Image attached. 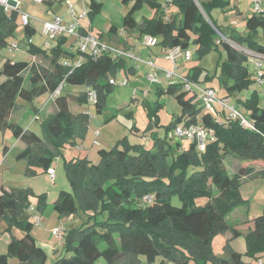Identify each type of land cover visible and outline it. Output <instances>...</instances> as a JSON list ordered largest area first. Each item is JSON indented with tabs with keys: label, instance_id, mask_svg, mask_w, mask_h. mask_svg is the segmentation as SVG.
I'll list each match as a JSON object with an SVG mask.
<instances>
[{
	"label": "trees",
	"instance_id": "trees-1",
	"mask_svg": "<svg viewBox=\"0 0 264 264\" xmlns=\"http://www.w3.org/2000/svg\"><path fill=\"white\" fill-rule=\"evenodd\" d=\"M123 2L131 4L123 18V27L160 37L158 45L172 49L177 46L188 48L194 43L198 45L196 54L199 58L221 45L225 57L219 67L227 88L223 97L231 99L235 91H243L253 85L255 80L249 71L247 53L234 47L224 37L217 36L213 28L223 31L213 11L217 8L224 10L232 0H172L179 11L169 20H165L160 0ZM144 3L154 8L156 15L144 16L138 22L134 14ZM101 8L102 2L90 0L89 17ZM179 14L182 15L181 21L177 18ZM17 18V11L8 15L0 5V46L7 43V35H14L15 29L21 26ZM245 24L246 29L240 31L228 23L230 31L223 34L250 50L264 53V16L251 13L245 17ZM24 29L29 37L36 33L33 25L24 26ZM88 30L93 31L92 26L82 29L84 33ZM117 31L116 25L109 29L110 34ZM193 33L196 37L192 40ZM68 38L67 35L60 36L58 43L48 50L30 43L28 52L40 54L42 59L39 61L7 59L0 66V132L9 129L26 143V148L18 153V159H27L29 165L40 164L46 171L51 167L53 158L61 153L60 146L64 142L85 134L87 127L84 119L91 115L84 112L75 117L72 114L67 95L62 94L63 86L54 98L58 110L43 119V137L11 119V114L18 107L17 100L32 101L43 93L50 96L64 82L83 83L97 90L96 109L101 113L107 108V94L115 87L110 82V74L115 75L120 69L129 72L133 68L127 65V58L104 53L96 59L88 55L79 67L70 72V68L62 63L63 57H73L77 52L74 54L64 49L63 44ZM203 71L201 66H193L186 75L201 83ZM26 73H29L28 86ZM210 77L205 75L206 80ZM166 89L175 94L182 109L168 129L185 117L187 124L203 122L213 130L207 149L199 152L195 143L190 142L188 148L181 150L179 141L171 145L166 138L158 136L153 148L149 149L142 144H132L124 137L111 148L99 150L102 157L100 166L91 165L87 157L65 159L67 176L74 191L61 190L52 203L53 209L62 217L79 212L81 207L95 211L102 208V213L107 212V216L98 219L94 215L93 222L88 226L70 228L66 246L73 254L60 257L58 264H95L100 255L106 258L108 264H142V255L149 264H188L190 260L198 264H247L242 259V253L228 245L225 256H216L213 239L227 230L239 236L242 225L248 222L252 227L245 234L246 254L258 259L259 254L264 252V206L262 213L252 222L241 221L243 224L239 226V223L232 224L228 220V215L235 208L248 206L241 195L240 181L242 177L253 174L254 168L244 162H264V107L257 90L251 97L237 95L234 100L240 109L246 107V114L255 121L258 130H251L227 117L223 110H220V117L206 110L198 118L203 107L196 95L185 90L181 82L168 85ZM80 100L87 103L86 92ZM152 110L156 112V109ZM115 116V112L106 115L105 121ZM150 124L151 121L148 126ZM120 145L122 149L118 148ZM230 154L243 163L234 176L223 164ZM193 165L198 169L191 171ZM28 171L34 172L31 167ZM255 176L264 178V168ZM30 191L31 188L0 189V222H6L7 231L14 226L24 231L22 237L10 240L7 252L0 254V264H10V256H17L19 264L47 263L46 250L32 234L35 222L27 211ZM174 194L183 199L181 206L172 203ZM206 194L210 196L206 206L195 204L196 197ZM145 195H152V201H145ZM47 205L46 195H40L36 210L44 212Z\"/></svg>",
	"mask_w": 264,
	"mask_h": 264
},
{
	"label": "rangeland",
	"instance_id": "rangeland-1",
	"mask_svg": "<svg viewBox=\"0 0 264 264\" xmlns=\"http://www.w3.org/2000/svg\"><path fill=\"white\" fill-rule=\"evenodd\" d=\"M19 1V8L21 11H24L32 16H35L38 18V20H35V24L37 26V31L35 34L31 35L29 37L23 26L21 25L19 29H15L14 35H7V43L0 46V66L4 64V62L7 59L17 61V60H30L34 61L37 59V61L42 59V56L39 54L36 56H31L27 52V43L30 45V43H35L38 41L42 35L47 39L46 35L42 34L43 24L45 20H50L54 18L55 14H64L66 13L67 8V2L63 3H55L52 7L49 6L47 2H39L37 0H18ZM76 4V9L78 11H82L83 4L80 0V2L73 0ZM102 2V8L99 11H96L93 13L90 17H87L83 20V22H86V24L92 26V32L95 35H99L100 38L105 39L108 42H112L113 35L112 33H109V29L112 25H116L120 30H125L126 27H123V18L125 14L127 13L128 9L131 7V4H125L123 0H97ZM242 1V7L243 9L249 8V0H240ZM234 0H232L231 5L227 6L224 10L223 9H215L213 11V15L216 17V19L219 22V25H221V28L223 31L218 30L217 28H214L217 36L224 37L227 41H229L234 47H236L239 50L247 51L249 48L240 45L239 43L235 42L234 40L230 39L229 37H226L223 32L229 33L230 29H228L226 24H231L232 27H236L237 30H245L246 24L245 21L243 22L242 18H239V10L235 9L233 10ZM252 5V0H250V6ZM89 7V3H88ZM89 9V8H88ZM150 12H152L151 6L147 3H144L143 7L135 12V17L137 19L141 18L143 14H147L148 17ZM250 13H254L253 9H251ZM17 21L20 22V14L18 13ZM226 25V26H225ZM194 34V33H193ZM98 36V37H99ZM196 37L194 34L192 36V40ZM30 38V39H29ZM60 37H56V39L53 41L55 43H58V39ZM217 40V38H216ZM20 43L19 48L17 49H11L10 45L12 43ZM73 40L69 37L66 42L63 44L64 49H67L69 51L77 52L78 45L72 46ZM193 42V41H192ZM157 46V45H156ZM159 46V45H158ZM198 45L191 43V45L187 48L191 50L192 57L190 60L184 59H177V64H175L173 61V65L175 68H177L178 71H175L178 74L186 75V73L189 71V69L193 66H201L204 68L203 73L200 76L201 84L203 86H212L216 89L217 94L219 96H222L227 93V88L224 84V77L223 74L221 75V67L219 65H222L223 59L225 57V52L223 51V48L221 45H219V48H213L207 55H204L203 57L199 58L196 54ZM148 48V47H147ZM65 58V57H63ZM45 61V60H43ZM140 63V62H138ZM157 65V64H156ZM149 66V65H148ZM249 71L250 73L255 72V62L250 61L249 62ZM151 69H154L153 71H147L145 74V70L141 71V74L138 76H132L129 78L128 84H122L120 81H124L125 75L122 77L116 76L117 83L115 84V87L112 91H110L107 94V101L106 106L107 110L104 111L102 114L94 113L95 116L92 120L91 127L88 130H91L89 139L87 140L84 147H87L85 151L82 150V148L76 147L77 145L81 144L83 146L84 140L81 139H71L68 142H64L63 145H61V153L53 158V162L51 164V167L55 169V179H51L50 174L48 170L46 171L44 167L40 164H31L29 165V161L27 159H20V160H26L27 166L25 168L24 174H20L18 176H14L13 178H9L7 181V176L2 175L3 168L0 166V181L3 177L4 185H11L13 187H24V188H31L29 199H30V205L34 204L37 205L38 198L40 195L45 194L47 199V208L44 212L38 211L37 214L41 218L40 223H34L32 234L34 232L36 234L41 233L42 238L39 237L38 241L41 244V246L46 250L48 254V260L46 264H58L57 261L60 257L63 256H71L73 254V251H68L66 246V235L70 228H84L91 224L93 222L94 215L98 219H102L107 216V212L102 213V208H100L98 211H95L93 209H84L80 208L79 212L73 214V217L71 215H65L60 217L59 213L53 209L52 206V200L55 198V200L58 198L59 193L61 190H68V191H74L70 180L67 176V170L65 167V159L70 160L73 156H76L78 158H84L87 157L90 160L91 165H101L102 163V157L99 154V150L101 147L105 149H109V145L113 143V145L118 144L120 140H122L125 135L127 134V139L132 144H138L136 142H140L141 137L140 135L137 136L136 134L132 133L131 127L136 125L140 128L141 134L143 132H149L150 137H152L153 145L149 148H153L155 137L158 136L160 138H166L168 142L171 145H176V139H175V129L174 127L171 129H168V126L171 124L172 120L181 114L182 109L181 106L173 93H169L166 89L168 85H171L173 83H180L178 77L175 75L172 77H168L164 72L162 71H156L155 68L149 66ZM163 68V67H162ZM146 69V68H145ZM166 69V68H165ZM171 70V69H169ZM264 70V67H263ZM162 72V73H160ZM155 73V77L157 81L152 82L149 79V74ZM164 74V77L162 78L163 81H166L165 83H160V75ZM205 75L212 76L208 80L205 79ZM254 75V74H253ZM27 81L26 86H28L29 83V73H26ZM145 77V78H144ZM141 81H139V79ZM254 83L249 89H244L243 91L237 90L235 93L231 96V102L234 103V100L236 101L237 95H240L242 97L247 98L248 96L251 97L252 93L257 90L259 97L261 99V106L264 107V82L261 83L258 81L257 78H254ZM63 94L67 96H73V94H76L75 92L83 91L84 90V84H73L70 82H64L63 85ZM88 87V86H87ZM87 87L86 90L87 91ZM77 93V94H78ZM133 97V98H132ZM49 98V93H43L39 96H36L32 101L24 100L22 98H19L17 100L18 107L15 110L20 115V123H22L24 126L28 124V120L31 119V116L35 114L34 107L36 109H40L41 106L45 103L46 100ZM130 98L134 99V101ZM71 102L74 104V100L71 99ZM200 103V101H199ZM55 105V102H50V104L45 108L44 112L41 114V116L36 114V116L39 118L36 120L35 127L41 135L39 136H45L44 127H43V119L49 116V111L51 108ZM89 107L87 103H85ZM94 106H91L89 108L92 114H93V108ZM136 110L135 117L129 116V114L132 112L131 110ZM152 109H156V112H152ZM204 109V108H203ZM243 112L247 113L248 109L246 107H241ZM114 110L115 117H112L111 119H107L105 121L104 116L107 114H110ZM26 111V112H25ZM202 112V111H201ZM129 113V114H128ZM203 113H206V110H203ZM199 117H202L201 113H199ZM16 118V117H15ZM135 118V119H134ZM26 121H28L26 123ZM151 121L150 126L149 123ZM187 121V117L183 118L180 123L185 124ZM159 123V124H158ZM107 125V126H105ZM148 126V128H147ZM134 128V127H133ZM146 129V130H145ZM139 131V130H138ZM8 135V145L10 147L15 146V139L16 136L11 130H5V132ZM150 140V142H152ZM23 145L24 142L21 141ZM190 144V140L188 139H182V148H188ZM148 146V145H147ZM146 147V146H145ZM119 149H122V145L118 147ZM147 148V147H146ZM197 148V147H196ZM91 150V153L89 154V151ZM197 151L200 152V150L197 148ZM16 152V150L14 151ZM88 154V156H86ZM80 156V157H78ZM17 158V156H16ZM9 161V158H8ZM7 161V162H8ZM235 162L240 163L241 160L232 156L230 154L226 159L224 160L223 164L229 174L231 176H234L237 172L235 171L234 165ZM0 165H4V161L0 159ZM29 167H31L34 172L30 173L28 171ZM198 169L197 167L191 168L192 170ZM8 182V183H7ZM240 191L241 195L246 201V203L252 207L251 213L258 211L259 209H263L264 206V178L260 176H255V174L248 175L246 177H242L240 181ZM172 203L177 206H181L183 204V199L180 197L179 194H174L172 196ZM210 201L209 195H201L199 197L195 198V204L200 206H206ZM244 206H240L234 210L229 215V220L232 223H239V226H241L243 223L241 222L240 216L244 212L243 209ZM245 208V207H244ZM28 213L29 210H27ZM31 215V213H30ZM31 218L33 222L35 221L33 216L31 215ZM52 224H57L55 228L61 227L62 225L66 226V229L62 232V234L54 235L52 233L51 226ZM242 228H247V225H242ZM21 231V230H20ZM23 232V231H22ZM24 234V232H23ZM220 234H223L221 232ZM48 235V236H47ZM22 236V235H21ZM238 238V236H237ZM245 241L246 244V250L242 253V259L247 264H257V261L262 259L264 263V252L260 253L258 256V259H254L252 256H249L246 254L247 251V242H246V236L242 237V241ZM241 240H237L238 243H236V246L240 247ZM0 242H5L3 239L0 240ZM1 246V245H0ZM223 242H217L215 244V252L217 254H220L223 252H226L224 249ZM243 250L245 247H242ZM1 250V249H0ZM3 251V250H2ZM1 251V252H2ZM3 253V252H2ZM144 261L142 264H149L145 258L144 255ZM14 258V263L12 262V259ZM9 263L10 264H19V259L17 256H10L9 257ZM95 264H108L106 258L103 255H100L96 261ZM188 264H198L194 260H190Z\"/></svg>",
	"mask_w": 264,
	"mask_h": 264
},
{
	"label": "built area",
	"instance_id": "built-area-1",
	"mask_svg": "<svg viewBox=\"0 0 264 264\" xmlns=\"http://www.w3.org/2000/svg\"><path fill=\"white\" fill-rule=\"evenodd\" d=\"M39 2H47L48 0H37ZM83 4L82 11H78L76 9V4L72 0H67V8L65 14H55L53 19L45 20L43 24L42 34L46 35V45L48 46L50 43L56 39V37H60L62 35H67L68 37H72L75 41V44L78 45L77 55L73 57H65L62 60V63L70 68V72H72L75 68L79 67L84 60H86L87 56L90 55L95 59L102 54H110L116 58L125 57L127 59H131L132 61L144 62L147 65L155 68L156 71L164 72L168 77L176 76L180 80L184 86V89L189 93H193L196 95L197 99L200 101V106L205 110H209L214 113L217 117H220V110H223L227 117L237 120L239 124L245 128L251 130H258L255 121L252 118L243 112L235 103L231 102V99L227 96H219L217 91L213 87L203 86L200 83L194 81L187 75H181L176 73L174 70H169L162 68L155 64L152 59H142L140 54L136 51L133 46H119L115 45L111 42L103 40L102 38L95 35L91 30H88L86 33L82 31L83 28H89L90 25L86 26L83 22L84 19L89 17V7L87 0H80ZM0 5L4 8L5 12L8 15H11L12 12L17 11L20 14V24L24 27L27 25H31V21L36 18L24 11H21L19 8L18 0H0ZM253 12L261 14L264 16V0H252L251 5ZM122 31V30H121ZM142 43L145 47H153L158 45L159 37L146 34ZM20 43H12L10 45L11 49L19 48ZM248 55V65L250 61L255 62V72L251 73L253 78H257L261 83L264 82V53L257 52L253 50L245 51ZM184 57L187 60H190L192 57L191 50L187 48H183L181 46H177L175 48L169 49L166 57L177 64V59L180 57ZM254 74V75H253ZM149 79L152 82L157 81L155 77V73L149 74ZM116 77H111L110 82L112 84L117 83ZM124 81H120L122 84H128L129 78L125 76ZM174 84V83H173ZM63 84L59 86L53 93L50 94L49 99L56 98L61 90ZM87 104L89 107L94 106L98 102V92L93 86L87 87ZM85 113L92 115L90 109L86 110ZM175 139L176 141H182V139H188L190 142L195 143L196 147L204 152L207 149V145L209 141L213 137V130L206 126L203 122H191V123H178L175 127ZM48 172L50 174L51 179H55V169L53 167H49ZM152 195H145V201H152ZM29 212L32 214L35 223H40L41 218L37 214L36 205L31 204L28 208ZM66 229L65 225L61 227L54 228L52 233L54 235L62 234V232ZM257 264H264L262 259L257 261Z\"/></svg>",
	"mask_w": 264,
	"mask_h": 264
},
{
	"label": "crops",
	"instance_id": "crops-1",
	"mask_svg": "<svg viewBox=\"0 0 264 264\" xmlns=\"http://www.w3.org/2000/svg\"><path fill=\"white\" fill-rule=\"evenodd\" d=\"M63 1L64 2H67V0H48L47 3L49 4L50 7H52L55 3H63ZM76 1H78V0H76ZM160 1H161V5L163 6V8L165 10V15H164L165 20L172 19L173 14H177L178 11H179L177 5H175L172 2V0H160ZM78 2H80V1H78ZM87 2L90 3V0H87ZM99 2H101V1H99ZM241 3H242V1H240V0H234L233 7L234 6L235 7L232 8V9L233 10H235V9H238L239 10V13H241V14H239L238 16H239V18H242L243 19V22H244L245 21V17L247 15H250L251 14L250 11H251L252 7L250 6V0H249V4H248L249 5V8H247V9H243ZM151 9H152V12H150V14H149L148 17H153L154 15H156L155 9L152 8V7H151ZM146 15L147 14H143V16H141V18H139V19H137L136 17L135 18H136V20L138 22H140L144 18V16L146 17ZM177 18H178V21H181L182 15L179 14ZM35 20H38V18L37 17L34 18L31 21V25H33L36 28V31H37V26L35 24L36 23ZM84 24L86 26H88V24H86V22H84ZM19 27L17 29H19ZM120 29H122V28H120ZM120 29L118 28V31L117 32H112L113 37L110 38V39H112V42L110 41L111 43H113L115 45H119V46H125V47L133 46V47H135L136 51L140 54V56H141L142 59H144V60L145 59H152L155 62V64H157L160 67H163V68H166V69L175 70V71H178L179 72V70H177V68H175L179 64H177V66L174 67L172 61L166 57L167 52H168V50L170 48L165 47V46H163L161 44H159V46L157 45V46H153V47L147 48L142 43V39H143V37L146 34H143V33L139 32L138 30H135V29L126 28L123 31H121ZM14 34H16V33L14 32ZM70 38L73 40L72 46H74L75 45V41H74V39L72 37H70ZM46 40L47 39H45V37L42 35V37L38 41L35 42V45H37L38 47H41L44 50H48L54 44L56 45V43L53 42V43H50L47 46L46 45ZM103 40H105V39H103ZM29 48H30V45L27 43V52H28ZM31 56H36L37 57L38 55H32V54H30V57ZM180 58L183 59V61H185L184 60V57L181 56ZM126 63H127L128 66L133 67V68H131V70L129 72H126L125 69H120V70L117 71V73L115 75L110 74L109 77L110 78L111 77H116V76L122 77L123 75H125V76H128V78H131L132 76L135 77V76L140 75L142 70H145V74H146V72L148 70L149 71H153L154 70V69H151L144 62L136 63V62L132 61L131 59H126ZM45 64L47 65L48 62L46 61ZM160 73H162V72H160ZM163 77H164V74L160 75V79H161L160 83H162V82L165 83L166 82V81H163V79H162ZM141 79L142 78H140L139 81H141ZM86 87H87V84H84V90L83 91L81 90V91H79V93L78 92H75L76 94H73V96L72 95L71 96H67L69 110L72 112V114L75 117H77V116L79 117L81 115V113H84L88 109H92V108H89L87 105H85V102H83V103L80 102L81 101L80 99H82L84 97V94L86 92L85 91L86 90ZM62 94H63V92H62ZM108 97H107V99H108ZM132 98H130V100ZM71 99L74 100V102H75L74 104L71 102ZM132 100L134 101V99H132ZM50 102H55V105L49 111V115L50 114H53V113H55L58 110V106H57V103H56V101L54 99L51 100V99L48 98V100L45 101V103L41 106L40 109H36V107H34L35 114L33 116H31V119L28 120L29 122L26 121V123L28 122V124H26L25 126L22 123H20V117L23 114H25V113H23L22 115H20L18 112L13 111V113L11 114V119H13L16 122H18L24 129H29V130L34 131L35 133L41 135L40 133H38L36 127L34 126L35 123H36V120L39 119L36 116V114L39 113V115L41 116V114L44 112L45 108L50 104ZM199 105H200V103H199ZM93 109L94 110H93V114L91 115V117H89L88 119L85 117V119H84L86 121V127H87L86 128L87 130L85 131V134L83 136H77L75 138V140L77 138L78 139H81L82 138L84 140L83 146L81 144H79V145L76 146L78 148H82L83 151H85L87 149V147H84V145L86 144V142H87V140L89 139V136H90V133L89 132L91 130H88V129L91 127V124H92L91 122H92V120H93V118L95 116L94 113H98V114L104 113V112H101V113L97 112L96 107H94ZM106 110H107V108H106ZM203 110H205V109H202L201 115L203 114ZM131 111L132 112L130 114L128 113L129 116L135 117L136 110L133 109ZM112 113H114V110L112 112H110V114H112ZM110 114H107V115H110ZM116 115H117V113H116ZM105 117H106V115L104 116V118ZM198 118H199V116H198ZM77 120H78V118H77ZM105 126H107V125H105ZM131 129H132V133L136 134L137 136L140 135V137H141L140 142H136V143L142 144V145L146 146L147 148H150L153 145V140H152V137H150L149 132L147 133L145 131V132H143L141 134L140 128L138 126H136V125L132 126ZM4 132H5V130L0 132V159H2L4 161V165H0V166L3 168L2 175H6L7 176V181H8L9 178H13L14 176H18L20 174H22V175L24 174L25 168L27 166V162H26V160H20V159L16 158V156L18 155L19 152H21L23 149L26 148V143L22 139L16 137V139H15L16 140L15 141V146L14 147H10L8 145V142H7L8 141V135L6 133H4ZM125 136L127 137L128 135L126 134ZM150 140H152V142H150ZM21 141L24 142V143H23V145H20V147H18L19 144H22ZM76 142H77V140H76ZM177 142L178 141H176V143ZM179 143H181V146H182V141H179ZM112 146H113V143L109 145V148H111ZM101 148H103V147H101ZM182 149H185V147L182 148ZM15 150H16V152H14ZM90 153H91V150L89 151V154ZM86 156H88V154ZM78 157H80V156H78ZM8 158H9V161H8ZM72 158H77V157L76 156H73ZM241 164H243V163H241V162L240 163L235 162V164L232 163L231 165L232 166L234 165L235 171H236L238 169L239 165H241ZM244 164H246L249 167H253L254 168L253 174H255L256 172H258V171H260L261 169L264 168V162L263 161H258V160L245 161ZM3 181L4 180H3V177H2V179L0 181V189L2 187H4L7 190H10L12 188H17V187H13L11 185L5 186ZM20 188H24V187H20ZM54 201H55V198H53L52 203ZM244 207H243L244 212H242L243 214H241V216L239 218V219H241V221H246V220L247 221L248 220L251 221L254 217L260 215L262 213V210H263L261 208L258 211H255V212L251 213V209H252L251 206L248 205V206H244ZM234 210L232 212H234ZM229 215H228V220H229ZM71 216L73 217V215H71ZM230 223H232V222H230ZM56 225L57 224H52L51 229L55 228ZM247 226H248V230H250V228L252 227L250 222H248ZM6 228H7L6 222L5 221H1L0 222V240L3 239L5 242H0V245H1L0 246V249H1L0 250V254H2V252L3 253H6L7 252L8 243L10 242V240L13 237L20 238V237H22L24 235L23 234L24 231L22 229L16 227V226L12 227L10 231H7ZM248 230H247V228H243L242 229V234L239 235L238 238H237V236H234L233 235V233H232L231 230H227V231L223 232V234H220V233L217 234L214 237V239H213V251L216 254V256H218V257L225 256L227 254V252H228L227 245L231 249H233L235 251H238L240 253L245 252V250H246V244H245V241L244 240L242 241V237H244V235L247 233ZM34 234H35L34 236H35V238L37 240V243L41 246V244L39 243L38 239H39V237H41V239L44 238V237H42L41 233L36 234L34 232ZM237 240H241L239 242L240 243V247L239 248L236 246V243H238ZM217 242H223V244L225 246L224 249H225L226 252H224V250L220 254H217L215 252L216 251L215 250V244ZM242 247H245L244 250H243ZM12 262L13 263L15 262L14 261V258L12 259ZM170 264H175V263H172L171 262Z\"/></svg>",
	"mask_w": 264,
	"mask_h": 264
}]
</instances>
